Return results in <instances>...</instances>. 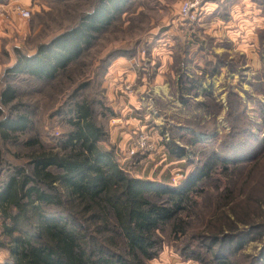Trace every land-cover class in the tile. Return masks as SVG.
<instances>
[{
  "label": "rangeland",
  "instance_id": "obj_1",
  "mask_svg": "<svg viewBox=\"0 0 264 264\" xmlns=\"http://www.w3.org/2000/svg\"><path fill=\"white\" fill-rule=\"evenodd\" d=\"M183 1L129 0L122 15L51 85L19 77L14 86L31 113L32 135L49 147L68 131L70 100H87L95 122L106 132L100 146L112 151L119 167L133 178L180 187L200 169L206 152L245 160L229 163L228 177L218 168L199 180L202 198L196 197L192 216L199 226L212 213V195L219 190L264 199V0H251V5L229 0L228 6L235 4L231 18L223 0L221 23H230L223 34L213 23L201 27L204 20L182 21ZM96 2L0 0V92L4 72L15 62L14 48L33 54L38 44L74 27ZM21 10L29 17L21 18ZM167 49L171 61L165 63ZM129 71L133 76L128 77ZM181 77L198 81L186 93L178 90ZM156 86L167 93L154 94ZM193 139L201 144L194 145ZM173 145L186 155L176 156ZM3 149L9 162L23 163L24 149ZM176 246L165 239L147 264H198L183 258ZM6 258L0 247V264ZM238 259V264H264V235L261 240L249 238Z\"/></svg>",
  "mask_w": 264,
  "mask_h": 264
},
{
  "label": "trees",
  "instance_id": "obj_2",
  "mask_svg": "<svg viewBox=\"0 0 264 264\" xmlns=\"http://www.w3.org/2000/svg\"><path fill=\"white\" fill-rule=\"evenodd\" d=\"M128 3L97 0L74 27L38 44L33 54L14 48L15 62L4 72L0 92V247L7 253L2 264H147L165 239L177 242L186 260L238 264L245 242L264 235V199L244 197L234 189L212 195L213 211L199 226L192 219L196 197L203 192L199 180L218 168L228 177L227 165L246 162L241 158L206 152L200 169L180 187L133 178L119 167L112 151L100 146L106 132L85 99L70 100L68 131L57 145L45 146L32 135L31 113L18 100L15 79L51 85ZM180 79L178 90L186 93L198 81ZM194 139V145L201 144ZM6 145L25 150L21 165L6 159ZM170 150L178 157L186 155L178 146Z\"/></svg>",
  "mask_w": 264,
  "mask_h": 264
},
{
  "label": "crops",
  "instance_id": "obj_3",
  "mask_svg": "<svg viewBox=\"0 0 264 264\" xmlns=\"http://www.w3.org/2000/svg\"><path fill=\"white\" fill-rule=\"evenodd\" d=\"M223 0H207V1H205L204 3H203V5H202V10H201V14H200V17H199V20H198V22H201V21H203V23L204 24H202V25H200L201 27L203 26V28H206L205 26H207L208 24L210 25L211 23H213V24H216V25H218L219 26V28H218V32L220 33V34H223L224 33V30H226L227 28H229L228 26H229V22H222L221 23V17H224L223 16V14H221L222 12L219 10V4H221V2H222ZM226 3V5H224L223 6V9H225V11H227L228 10V12H229V16H230V18H231V16H232V14H233V12H234V9H233V7H234V5L235 4H233V2L231 3V6H228L230 3H229V0H224ZM245 2H248L249 3V5H251V0H241V4H245ZM233 4V5H232ZM228 6V7H227ZM229 21V20H228ZM208 25V26H209ZM212 28V27H211ZM209 30V29H208ZM210 31V30H209ZM226 34H228V31H226ZM229 35V34H228ZM170 44V43H169ZM172 43L169 45V47H171L172 48ZM170 48V49H171ZM170 49H167V55H163L162 53V55H163V57H164V59H162V62L163 61H165V63L166 62H170L171 61V59H170V56H168V55H170ZM131 68V67H130ZM169 69V68H168ZM115 74H113V76H111V81H112V83L113 82H115L116 81V78H115ZM129 76H133L132 75V72L131 71H129L128 72V77ZM114 85V84H113ZM167 88H164V87H155V89H153V92H154V94H157V95H159L160 93L161 94H164L165 95V93H167Z\"/></svg>",
  "mask_w": 264,
  "mask_h": 264
},
{
  "label": "built area",
  "instance_id": "obj_4",
  "mask_svg": "<svg viewBox=\"0 0 264 264\" xmlns=\"http://www.w3.org/2000/svg\"><path fill=\"white\" fill-rule=\"evenodd\" d=\"M207 0H185L182 2L179 8V16L181 17V20L184 22L192 23L194 21L199 20L202 5ZM19 15L21 18H28L29 12L21 10L19 11ZM139 147L141 149L144 148V145L140 144Z\"/></svg>",
  "mask_w": 264,
  "mask_h": 264
}]
</instances>
